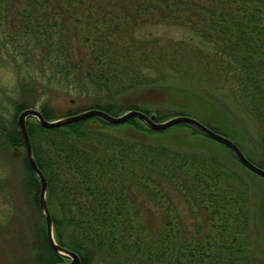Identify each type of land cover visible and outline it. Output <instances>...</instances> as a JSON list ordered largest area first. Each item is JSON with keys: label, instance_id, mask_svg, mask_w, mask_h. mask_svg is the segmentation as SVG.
Instances as JSON below:
<instances>
[{"label": "trees", "instance_id": "obj_1", "mask_svg": "<svg viewBox=\"0 0 264 264\" xmlns=\"http://www.w3.org/2000/svg\"><path fill=\"white\" fill-rule=\"evenodd\" d=\"M159 25L181 29L183 39L150 36ZM0 58L14 77L3 92L14 110L7 114L0 99V264L5 249L7 264L63 261L47 244L40 181L16 123L39 95L72 91L85 100L59 117L91 107L118 114L139 109L126 97L162 95L175 79L190 91L225 81L264 128V0H0ZM39 107L56 118L46 103ZM25 123L47 180L53 237L80 264H264L248 246L252 191L242 174L213 151L146 138L174 125L201 132L188 123Z\"/></svg>", "mask_w": 264, "mask_h": 264}, {"label": "rangeland", "instance_id": "obj_2", "mask_svg": "<svg viewBox=\"0 0 264 264\" xmlns=\"http://www.w3.org/2000/svg\"><path fill=\"white\" fill-rule=\"evenodd\" d=\"M150 29L153 31V33L149 34L150 36L156 35L158 38L160 37L164 40L167 38L168 41L172 42L183 39L182 30H178L170 25H159L156 29ZM142 35L146 38L149 37L146 33H142ZM11 70V67L4 65V62L0 58V99L1 97L5 99L3 102L7 114L14 110L13 99L7 100V98H5L7 94L3 93L11 89L10 87L14 80ZM212 84L202 82V90L192 88L194 90L190 91V89L186 88V83H184L183 79H175L170 84L163 85L164 89L166 88L165 90L167 91L162 92V95L155 92L149 95L145 92L140 98L131 96L125 99L136 100V102L139 103V109H146L149 114H154L156 116L158 110L162 118L156 116L157 118L155 120L157 121H163V119L175 114H187L193 118L201 119L203 124H207L214 131L216 130L225 137L227 136L233 139L234 143L243 150L245 157L252 160L255 165L264 167V128L259 126V123L252 117L247 107H244L241 98L231 90L227 82L220 81L216 83L213 82ZM9 98L14 97L9 96ZM41 103H46L48 108L53 111V114L59 117L60 113H63L66 109L70 110V108L80 106V104L85 103V100L81 97L77 98L72 91H69L39 95V99L34 102L33 106L39 109ZM123 111L118 114H122ZM115 129L121 132L124 130V127ZM202 134L201 132H194L191 128L186 126L174 125V127H170L166 130L163 135H153V133L150 132L147 134L148 136H146V138L151 140V142L155 141L163 145L166 144L172 149H182L184 151H192L193 153L200 150L204 152L213 151L215 155L224 161L226 166L242 174L246 179L248 188L252 191L249 197V208L251 211L249 220L251 223L249 224L250 234L249 236L247 235V240L250 243L248 246L249 250L258 251L255 259L263 262L264 177L260 175L257 176L253 171L245 168L238 159L234 158L233 153H231L232 151L224 147L223 144ZM21 149L24 148L22 147ZM31 214L32 211L29 210L27 213L29 219ZM150 220L152 221V219ZM5 232L10 233L9 229H6ZM29 236L31 239L32 236ZM26 239V236L25 238L21 237V246L27 243ZM28 245L30 246L29 243ZM4 252L5 256L1 262L7 264L8 252H6V249ZM25 255L26 254L22 255L23 258ZM89 264L116 263L106 259H98L91 261Z\"/></svg>", "mask_w": 264, "mask_h": 264}, {"label": "water", "instance_id": "obj_3", "mask_svg": "<svg viewBox=\"0 0 264 264\" xmlns=\"http://www.w3.org/2000/svg\"><path fill=\"white\" fill-rule=\"evenodd\" d=\"M91 116H99V118H102L106 121H108L110 124L112 123H122L127 118L136 117L140 120V122L144 123L145 126L148 128H151V130H164V128L168 126H173L176 123H188L192 126V128H196L197 130L201 131L204 136H207L214 141H218L221 144H223L224 147H227L233 152V155L235 159H238L240 163L247 169L253 171L257 176H263L264 177V167L257 166L255 163H253L252 160L249 158H246L243 150L239 148L237 144L234 143V140L225 137L222 133L218 131H214L212 128H210L205 123L203 124L202 120L193 118L190 115L187 114H175L173 116H169L163 121H157L154 119V114H149L144 111H140L137 108L132 109H126L122 112V114H110L109 112L99 109L97 107H91V108H85L82 109L80 112H74L70 115L65 114L61 115L59 118H53L48 120L47 118L43 117L40 110L35 106H29L28 108L25 107L16 115L17 118V128H19V134L21 135V138H23L22 145L24 148V156L25 159H27V164L29 166V169H31L32 173L36 176L37 179H39V192H38V207L41 210V216L44 220V230L45 232V238L48 241V246L54 250L55 254H59L60 256L64 257L65 259H68L67 261H60L56 264H80L81 259L79 258L78 253L75 252V250L66 248L63 245H60L57 243L56 239L53 237L54 229L52 227L53 220L51 219L50 210L48 209L45 199V195L47 192L46 188V178L41 173L42 171L40 168H38L37 164L35 163V158L33 157V149L30 146V138H28L27 134V128H26V121L28 118L32 117L35 119L38 125H41L42 127H56L61 126L65 123H71L72 121H80L81 119L91 117ZM55 264V263H54Z\"/></svg>", "mask_w": 264, "mask_h": 264}, {"label": "flooded vegetation", "instance_id": "obj_4", "mask_svg": "<svg viewBox=\"0 0 264 264\" xmlns=\"http://www.w3.org/2000/svg\"><path fill=\"white\" fill-rule=\"evenodd\" d=\"M68 259H65L64 257H63V261H67Z\"/></svg>", "mask_w": 264, "mask_h": 264}]
</instances>
